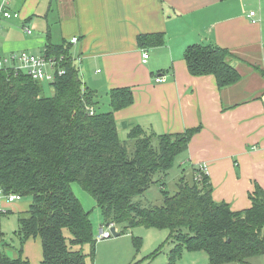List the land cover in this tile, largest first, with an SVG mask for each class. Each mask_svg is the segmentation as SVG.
<instances>
[{"label":"trees","instance_id":"16d2710c","mask_svg":"<svg viewBox=\"0 0 264 264\" xmlns=\"http://www.w3.org/2000/svg\"><path fill=\"white\" fill-rule=\"evenodd\" d=\"M136 41L146 47L160 46L164 39L161 34H143ZM68 45H44L43 56L58 61L49 82L50 97L43 94V81L23 70H0V191L30 198L15 232L19 255L11 258L0 251V264H29L22 255L28 239L39 242L41 264H86L80 248L86 244L94 258L92 224L72 192L74 182L101 209V228L167 230L166 242L174 247L166 264H177L184 252H204L208 264L247 263L264 255L263 189L254 184L250 207L235 211L213 200L208 175L193 179L199 173L196 167L191 183L182 179L175 193L164 191L161 179L187 152L200 127L158 135L136 126L127 135L132 143L128 149L119 138L114 113L133 103L131 89L110 90L109 111H96V94L82 86ZM21 52L25 51L0 53V57ZM233 57L214 44H192L184 52L189 75L212 76L219 91L240 81L229 62ZM57 69L64 73L59 76ZM156 183L161 186L160 205L143 206L134 200ZM134 243L139 246L138 239Z\"/></svg>","mask_w":264,"mask_h":264},{"label":"crops","instance_id":"0c3cea01","mask_svg":"<svg viewBox=\"0 0 264 264\" xmlns=\"http://www.w3.org/2000/svg\"><path fill=\"white\" fill-rule=\"evenodd\" d=\"M9 8L21 20H2L1 54L41 56L46 42L69 44L82 86L96 97L131 89L133 103L114 113L119 138L136 126L158 135L200 127L182 165L190 172L207 166L213 200L241 211L250 207L254 184L264 191V76L254 69L264 72V0H12ZM143 34H161L164 41L140 47L136 39ZM196 43L227 49L240 81L219 91L212 76L189 75L184 52ZM158 76L165 81L157 83ZM101 107L109 111V98ZM29 204L0 199V218L8 211L19 216ZM23 254L38 264L39 242L27 241ZM190 254L192 262L200 255Z\"/></svg>","mask_w":264,"mask_h":264},{"label":"rangeland","instance_id":"374dc122","mask_svg":"<svg viewBox=\"0 0 264 264\" xmlns=\"http://www.w3.org/2000/svg\"><path fill=\"white\" fill-rule=\"evenodd\" d=\"M44 10L45 8L43 11ZM43 25L46 27L44 23ZM50 27L53 29L54 25L50 24ZM43 94L46 97L53 95V88L50 86L48 81H43ZM107 99L108 97L104 94V92L100 91L98 93L96 100L99 102L100 107H98L96 111L104 112L101 106L106 104ZM120 139L127 143L128 149H131L132 143L128 141L127 137L120 135ZM183 156L184 155H181L176 159L168 174L161 179L164 184V191H167L170 194L176 192L177 184L182 179L189 183L192 181L191 172L182 165V163H184ZM182 169L184 171H182ZM155 178L158 180L157 177ZM71 189L75 197L81 203L85 212L88 213L89 220L92 224L93 240L96 241L95 255L93 259L90 257L89 245L86 244L84 246H80L82 252L86 256V264H166L168 253L174 247L173 242H166V238L168 236L167 230L161 231L156 229H146L144 227H135L123 232L121 231L122 229L120 226H115L117 233L122 232L118 237H114L112 235L109 239L98 240V231L100 230V227L104 225L101 209L96 205L94 199L83 191V189L76 182L71 184ZM134 200L138 201L143 206L160 205L162 202L161 186L157 183L151 185L142 196L137 197ZM18 202H22L23 206H25L30 202V198L25 197ZM17 217L19 216H15L8 211V213L0 218V251L8 257H11L10 255L15 253L16 256L11 258L18 257L20 249V243L18 238L15 236V232L18 229ZM65 235L70 237L69 233L66 231ZM136 239L139 240V246L134 243ZM29 240L31 239H28L27 241ZM27 241L22 246V255L24 258L29 259L23 254L24 245ZM159 247H161V249ZM187 254H189L188 256H192L190 253H185L183 259L179 260L178 264H208V257L204 252H199L200 255L195 257L196 262H192L191 259H188L186 257ZM39 255L40 252L36 254V257L38 258ZM254 258H259L256 260L255 264H264V255ZM39 261L38 264H41V260Z\"/></svg>","mask_w":264,"mask_h":264},{"label":"built area","instance_id":"2783aa9c","mask_svg":"<svg viewBox=\"0 0 264 264\" xmlns=\"http://www.w3.org/2000/svg\"><path fill=\"white\" fill-rule=\"evenodd\" d=\"M12 0H0V21L2 19H18L19 13L17 11H12L9 6ZM250 16H254V12L250 13ZM25 32L27 34H30V30L25 29ZM76 38H72V42H75ZM148 53L143 52L141 62L145 63L148 59ZM58 61L55 58L52 57H46V56H38L33 55L27 52H21V53H11L8 55H4L3 57H0V70L3 68H11L13 70H23L26 72L29 76H31L35 80L39 81H48L50 82L54 78V74L56 73V65ZM58 70V69H57ZM64 72L63 70L59 69L57 71V74L60 76ZM155 81L157 83L164 82L165 79L163 76H158L155 78ZM207 166L205 164H201L197 167L199 173L195 174L193 179L195 181L200 180L199 174H207ZM22 197L19 194H1L0 191V199H4L7 202H16L19 201ZM113 227V225H110L108 228H101L98 231L97 239L98 240H105L109 239L111 237L110 228Z\"/></svg>","mask_w":264,"mask_h":264},{"label":"water","instance_id":"95a60500","mask_svg":"<svg viewBox=\"0 0 264 264\" xmlns=\"http://www.w3.org/2000/svg\"><path fill=\"white\" fill-rule=\"evenodd\" d=\"M110 233H111V235H113L114 237H118V236H119V233L116 232L115 227H111V228H110Z\"/></svg>","mask_w":264,"mask_h":264}]
</instances>
